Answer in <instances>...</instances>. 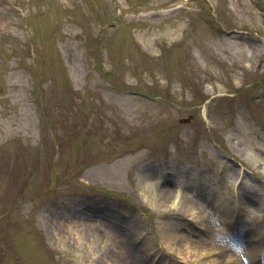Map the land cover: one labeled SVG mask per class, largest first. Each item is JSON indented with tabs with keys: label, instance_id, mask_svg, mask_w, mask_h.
I'll return each mask as SVG.
<instances>
[{
	"label": "rangeland",
	"instance_id": "rangeland-1",
	"mask_svg": "<svg viewBox=\"0 0 264 264\" xmlns=\"http://www.w3.org/2000/svg\"><path fill=\"white\" fill-rule=\"evenodd\" d=\"M0 264H264V0H0Z\"/></svg>",
	"mask_w": 264,
	"mask_h": 264
},
{
	"label": "bare ground",
	"instance_id": "bare-ground-1",
	"mask_svg": "<svg viewBox=\"0 0 264 264\" xmlns=\"http://www.w3.org/2000/svg\"><path fill=\"white\" fill-rule=\"evenodd\" d=\"M162 193H164L165 195H167V196L169 197V199L172 198V196H171V192H170L168 189H164V190L162 191ZM176 201L179 202L180 205H181L183 208H185L189 213L192 212L194 215L197 214V212L195 211V209L193 210V209L190 207V205L185 204L182 200L177 199ZM202 213H203V211H202Z\"/></svg>",
	"mask_w": 264,
	"mask_h": 264
},
{
	"label": "water",
	"instance_id": "water-1",
	"mask_svg": "<svg viewBox=\"0 0 264 264\" xmlns=\"http://www.w3.org/2000/svg\"><path fill=\"white\" fill-rule=\"evenodd\" d=\"M191 118H184L181 120L182 123H188L190 122Z\"/></svg>",
	"mask_w": 264,
	"mask_h": 264
}]
</instances>
